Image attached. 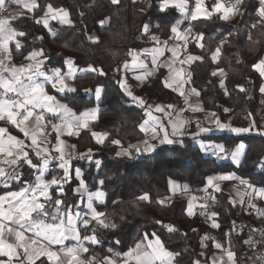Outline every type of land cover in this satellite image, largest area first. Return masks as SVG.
<instances>
[{"label": "trees", "instance_id": "obj_1", "mask_svg": "<svg viewBox=\"0 0 264 264\" xmlns=\"http://www.w3.org/2000/svg\"><path fill=\"white\" fill-rule=\"evenodd\" d=\"M37 2L41 5L38 10L12 21L15 29L26 33L19 38L25 46L13 52L14 60L28 51L39 50L43 52V59L47 57L45 69L63 70L68 64L66 61L80 67L91 65L94 72L75 78L74 93L58 96L73 110L91 104L93 100L87 95L97 86L103 89L98 101V119L92 129L106 131L107 138L97 143L90 132L82 131L73 143L78 152L86 153L91 149L92 159L77 157L74 165L82 169L83 179L90 191L100 189L106 194L105 202L95 207L107 213L117 227L98 230L100 243L95 246L88 244L86 257L95 255L103 258L111 254L109 249L123 254L142 242L146 233L150 236L155 233L167 250L179 253L174 258L176 264H192L194 259H199L201 264H211L209 256L214 247L204 216L196 212L188 216V201L184 197L163 204L159 201L169 194V180L179 182L182 189L188 185L187 192L200 193L208 176L222 172H232L240 179L264 187V171L257 169L264 158V137H244L225 132L209 136L228 149L240 141L244 142L247 145L246 155L239 166L205 156L189 134L178 138L182 143L157 144L152 153L137 156L132 150L133 158L117 156L121 148L127 149L144 139L140 128L144 120L143 108L129 100L119 82L125 73L124 65L130 59L129 53L154 44L153 36L161 42L170 40V29L179 22L182 29H191L188 52L202 57L200 61L189 64L187 70L191 84L199 91L203 107L220 118L230 116L233 124L250 116L258 123L262 107L259 93L262 78L253 65L264 59V27L250 30V25L258 19L259 0H244L240 6L243 15L238 14L226 22L219 19V14L182 21L183 16L178 9L169 7L162 11L159 6L161 0H119L117 5L111 0ZM48 3L53 8L67 10L72 23L63 25L55 21L48 28L36 23ZM213 3L214 0H207L209 8ZM145 24L149 25L147 32L144 31ZM92 30L96 34L94 41L88 38ZM200 33H203L200 41L202 48L197 47L193 39ZM229 33L232 35L229 36ZM225 38L227 43L221 45ZM218 46H221V55L214 62L211 54ZM216 69L225 70L223 79L212 75ZM163 74L164 70L158 69L138 88V94L152 100L168 101L172 95L163 85ZM221 81L224 87H221ZM237 85H242L244 91ZM114 140L120 143L114 144ZM96 160L102 162L99 168L96 167ZM101 180L102 185L98 183ZM145 193L149 199H139ZM212 195L216 201L209 200V208L211 212L218 213L216 221L220 225L215 238L229 244L236 253L237 264H243L244 258L252 254V249L243 243L247 240L245 229L248 224H256L250 220V215L231 201L228 194L221 191ZM68 197L75 199L74 196ZM238 224H242L239 231ZM165 225H172L176 230L169 232ZM202 251L205 255L199 256Z\"/></svg>", "mask_w": 264, "mask_h": 264}, {"label": "snow or ice", "instance_id": "obj_2", "mask_svg": "<svg viewBox=\"0 0 264 264\" xmlns=\"http://www.w3.org/2000/svg\"><path fill=\"white\" fill-rule=\"evenodd\" d=\"M9 3L21 6L29 13H33L41 7L37 0H0V9H5ZM111 3L117 5L119 0H111ZM243 3L244 0H214L209 10L204 0H195V7L191 9L189 0H161L159 6L162 11L174 7L179 10L185 19L190 21H195L201 17L210 18L213 14H219V19L226 22L238 14L243 15L240 12V6ZM259 4L258 19L250 25V30L264 27V0H259ZM45 8L44 16L37 19L36 23L42 21L44 26L47 27L49 17L53 20L59 19L62 24L72 23L67 10L53 8L51 3H48ZM20 15H23V13L0 15V122L16 128L25 138L20 139L16 135H12L8 127L0 126V186L7 188L13 182L22 185L17 191H9L5 195H0V264H173L174 258L179 253L167 250L155 233H152V239H148L146 233L144 236V240H147L146 244L137 243L135 248L129 249L123 254L113 253L109 249L111 254L103 258L95 255L89 256L87 259L83 258L84 254L89 252L85 242L91 245L100 243L97 235L98 230L115 229L117 227V224L108 217L107 213L97 210V207L94 206L93 200L103 203L106 194L100 189L90 191L79 168L75 169V177L79 183L74 192L79 193L81 197L86 195V211L81 210L79 204L69 205L65 200L54 197L50 189L55 191L57 195L63 196L66 194L64 184L72 179L70 163L73 152H66V149L71 148L74 150L76 146H69L62 139V136L65 134L69 137L79 136L81 130L89 128V121L96 118L97 109L86 110L77 115L67 104L57 101L54 95L49 94L46 85H50L58 93L73 92L75 89L66 81L71 79L76 71H95V69L90 65L88 69L82 70L69 66L66 73H63L60 68H53L49 71L44 67L47 57L39 59L43 56V52L36 50L28 52L25 57L27 61H30L29 63L17 66L13 63L9 42L14 41L17 50H22L25 46L19 38L24 37L26 33L18 31L12 26V21L17 20ZM100 23L103 24L104 21H100ZM148 30L149 25L145 24L144 31L147 32ZM170 31L173 34L170 39L175 41L171 47L168 46L167 41L161 42L158 37L153 36L152 39L156 41L157 46L145 49L144 53L146 56H151V64L154 69L159 67L168 69V80L170 82H166V87L184 96L185 104L188 105L189 110L193 112L203 111L199 104L189 103L188 95L185 94L184 89V85L189 81L185 80L184 70L180 67L188 61L202 59V57H194L191 54L187 55V60L180 58V53L187 51L188 33L191 29L181 31L179 22H177L176 25L171 27ZM231 35L229 33V36ZM193 39H195L197 47H203V44L200 43L203 39V33L198 34ZM161 43L163 46H160ZM224 43H227V38L221 41V45ZM253 43L255 42L253 41ZM165 51L170 52L171 57L162 63H158V58L163 57ZM132 54V52L129 53V55ZM220 55L221 46H218L212 52L211 59L215 62ZM137 60L138 56H134V67H147L143 60H140L138 64ZM66 63L70 64L71 62L66 61ZM124 67H128L127 63ZM253 68L261 78H264V59L254 64ZM149 75H151V72H145L143 76H137L136 79H143ZM212 75H216V72H213ZM119 83L133 101H138L140 104L144 103L128 90L124 80ZM220 84L221 87H224L223 81ZM236 87L244 91L242 85ZM102 90L101 86L95 88L97 99L101 97ZM259 91L264 94V84H261ZM189 94L199 96V92L195 88H192ZM168 108L175 111L171 105ZM155 111L164 114L167 124L161 117L153 115L152 111H148L146 114L149 119L140 125L141 130L147 132L148 128L146 126H149L152 140H158L160 144L182 143V140L178 141V138L184 135L186 125L191 123L190 120L181 118V114L185 109H180L176 113V119L172 118L171 112L166 111L159 105L156 106ZM210 116L211 119L208 120V124L214 125L215 130L229 131L237 135L252 132L264 135V129L257 128L255 122L249 127H233L230 124L221 122L215 113H211ZM149 121H151L150 125ZM49 126L51 132L48 131ZM169 128H171V132H169ZM197 129L198 132L193 134L194 139L197 138L199 133H208L214 130L212 126H203L199 121H197ZM52 133L55 134V144H52L51 140L48 139ZM91 135L97 143H102L106 134L93 131ZM26 141H30V143H26ZM113 143L119 144L120 141L114 140ZM156 147V143L146 139L143 141V148L139 145H130L129 148L117 152L116 155H126L133 158L132 150L139 156L152 153ZM201 147L204 148L205 145L201 143ZM212 149L213 154L217 157L225 154L223 158L230 157L231 161L239 166L242 157L246 155L247 145L240 142L233 149L227 150L222 144H214ZM91 152L92 150L88 149L86 153L78 154L79 158L84 159L87 157L91 160ZM50 161L58 162L57 168L62 170V176H54L51 180L46 179V175L51 169ZM101 163L100 160H96V167L99 168ZM259 166L264 167V159L261 160ZM24 167L34 170V177L26 178L23 172ZM233 179H235L234 174L228 173L210 176L207 178V183L214 192H221L220 184L215 183V181H230ZM98 183L102 185L103 181L101 180ZM240 184L245 186L248 191L238 193L239 202L244 204L247 197L250 208L257 210L264 216V210L259 209L258 205L253 202L254 200L264 201V187H256L246 180H240ZM180 187L177 182L169 180L170 191L175 192ZM183 188L187 191L188 185H184ZM139 199L148 200L149 196L145 193ZM209 200L215 203L216 197L210 193L204 198L205 202L199 205L200 214L212 221L211 226L213 228H219L220 225L216 221L218 213L215 211L208 212ZM164 202V199L159 201L161 204ZM186 211L188 216L194 215V204L192 202H189ZM156 223L162 222L156 221ZM164 227L169 232L176 230L172 225H165ZM81 230L90 231L91 234L81 236ZM232 230L234 231L235 228L233 227ZM228 234L225 233V235ZM67 241L73 242L71 246L66 244ZM201 243L203 247V238ZM243 243L250 249L259 252L261 248H264V232L261 233L260 240H255L250 235ZM55 246H59L58 250ZM214 247L221 250V255L214 254L210 257L211 264H237V256L231 246L224 248L221 243L214 242ZM198 255L204 256L205 252L202 251ZM255 261L264 264V253L256 255L253 264H255ZM192 264H201V262L199 259H194Z\"/></svg>", "mask_w": 264, "mask_h": 264}, {"label": "crops", "instance_id": "obj_3", "mask_svg": "<svg viewBox=\"0 0 264 264\" xmlns=\"http://www.w3.org/2000/svg\"><path fill=\"white\" fill-rule=\"evenodd\" d=\"M204 2H205V5L208 7L207 0H204ZM189 5H190V9L192 7H195V0H189ZM45 11H46V8L44 7V9L41 12V15L38 17V19H41L44 16V12ZM9 13H12V14L23 13V15H20L19 17L25 16V15H31L32 14V13L27 12V10L24 9L23 7L16 6V5H12L11 6V9L7 13H4L2 15H8ZM189 15H190V12H189ZM201 18H203V17H201ZM186 20H188V19H185L184 17H182V21H186ZM55 21L58 22L59 24H62L59 21V19L53 20V19H51L49 17L48 18V26L46 28L50 27V25L52 24V22H55ZM41 24L44 26V24H43L42 21H41ZM63 25H68V24H63ZM179 28H180L181 31L186 30V28L182 29L180 27V24H179ZM188 35H189V33H188ZM172 36H173V34H172ZM88 38L90 40H92V41H94L96 39V34H95V32L93 30L88 33ZM166 41L168 42V46L169 47H171L172 44L175 43V41L172 40V39L166 40ZM162 42H164V41H162ZM154 46H157L156 45V42L154 44L150 45V46L132 50L131 52L132 53L135 52V56H138L137 64L139 63L140 60H143L144 63L147 65V67L146 68L134 67L133 66V60H132L133 54H132V55H130V59L126 62L127 65H128V67L127 68L124 67V72L125 73H124L123 78H122V80H124V82H125L128 90H130L134 96L139 97L140 100H142L144 102L143 104H140L138 101H133L131 99V97H129L126 94L125 90L122 88L123 92L125 93V95L129 98V100L131 102H133V103H135V104H137V105H139V106H141L143 108V111H144V120H143V122L145 120H148L149 119V117L147 116L146 113L148 111H152L153 115H156L158 117H161L164 120L165 124H167V119L164 117V114L155 111V108H156L157 105L161 106L166 111L171 112L173 119H176V113L179 112L180 109H185V111L181 114V118H183L185 120H190L191 123L188 124V125H186V127L184 129V135L189 134L190 137H193V134L198 132V129H197V121H199L203 126H212L214 128L213 131L208 132V133H199V135L197 136V138L194 139L195 144L201 149L202 153L205 156L215 158L218 161L231 162L233 165H235L231 161L230 157L229 158H223L225 154H221V157H217L215 154H213L212 145H214V144H222L223 145V143L222 142H219V141H215L214 139L209 138V136H211L213 134H218V133H223V132H225V133H231V132H229V131H219V130H215V126L214 125H209L208 124V120L211 119L210 114L211 113H214V112H212L210 110H207V109H205L203 107V105L201 103V100H200V94H199V96H196L195 94H189L190 93V90L192 88H195V87L191 84V81H190V73L187 70V66L189 64L193 63L194 61H200L201 59L188 61V62L184 63L183 65H180V67H182L183 70H184V73H185V77L184 78H185V80H188L189 81L188 83H186L184 85L185 94L188 95L189 103H191L193 105L199 104L203 108V111L193 112V111L189 110L188 105L185 104L184 96H181L179 92L173 91L171 88L166 87V82H170L168 80V76H169L168 69L165 68V67H159V68L154 69L153 66H152V64H151V56H146L145 55L144 50L145 49H151ZM160 46H163V44L161 43ZM9 48H10V50L12 52L13 63H15L17 66H19L21 64H26V63H29L30 62V61H27L25 59V57L27 56L28 52H30V51H28L25 54H23L19 59L14 60V53L13 52L14 51H18L17 49H15V42L14 41L9 42ZM188 54H191L194 57H200L198 54H193V53L188 52V49H187L186 52L182 51L180 53V58L181 59H184V60H187V55ZM170 57H171V53L168 52V51H165V55L163 57H159L158 58V63H162L163 61L168 60ZM39 59H43V56L39 57ZM69 66H71V67H73L74 69H77V70L88 69V67H89V66L80 67V66L74 65L73 63H70V64L68 63L65 66V68L63 70H61V71L63 73H66L68 71ZM160 68L164 70V74H163L162 81H163L164 87L167 90L170 91V93L172 95L171 98L168 101H162V100H152V99H148L146 96L139 95L138 94V91H137L138 88L141 85H143L144 83H146L149 80V78H151L152 76H154V74L156 73V71L158 69H160ZM51 69H53V68L46 69V70H49L50 71ZM89 72H94V71H76L75 74H74V76L71 79H68L66 81V83H68L71 87H73L74 89H76V85H75V82H74L75 78L77 76H80V75H83V74L89 73ZM145 72H151V75H149V76H147L146 78H143V79H139V80L136 79L137 76H143V74ZM214 72H216V76L219 77L220 79H223L225 77V75H226V72L223 69H216ZM261 84H264V78H262ZM261 84H260V86H261ZM259 89H260V87H259ZM46 90L49 92V94L54 95L56 97L57 101H59L61 103H65V102L62 101L58 97L59 95L70 94V93H74L75 92V91H73V92L58 93L54 89H52L50 85H46ZM259 93H260V91H259ZM87 96H88V98L92 99L93 102L91 104H88V105L80 108L79 110H73V111L77 115H79L81 112H84L86 110H90V109H93V108H96L97 109V112L95 113L96 118L94 120H90L89 121V128L88 129L81 130V132L82 131H88L91 134L93 132L92 126H93V124L98 119V115H99V111H100V106L98 104L99 99H97L96 96H95V90L93 92H89ZM260 103H261V106L262 107H260V110H259V114H260L261 117H260L258 123H256V121L253 119L252 116H250L249 118H247V117L242 118L237 124H233L232 123L230 116H225L223 118H220V117H218L216 115V117L219 118V120L221 122L230 124L233 127H249L253 122H255L257 128L264 129V94H261V93H260ZM169 105L173 106V109L175 111H173L172 109H169L168 108ZM53 122H56V121H53ZM150 124H151V121H149V125ZM0 126H6V127H8L9 128V132L12 135H16L20 139H25L24 136H23V134L20 133L16 128H14V127H12L10 125H4L3 122H0ZM146 128H148V131L147 132L142 131L144 133V139L141 140V141H139V142H136V143H134L132 145H139L141 148H143V141L146 140V139H148L151 142L156 143L158 145L160 144L158 140H152V133H151L150 127L149 126H146ZM48 131L49 132L52 131L51 128H50V126L48 128ZM95 132L106 134L104 136V139H103V141H105V139L107 138V135H108V133L106 131H95ZM169 132H171V128H169ZM232 134L233 135H237V134H234V133H232ZM249 135H259V134H257L256 132H252L250 134H240L238 136H244V137H246V136H249ZM259 136L264 137V135H259ZM76 138H78V136H71V137H69L66 134L62 136V139H64L69 146L74 145L73 139H76ZM48 139L51 140L52 144H55V134L54 133H52V135ZM94 141H96V139H94ZM240 142H242V141H240ZM240 142H238V143H240ZM26 143H30V141H26ZM201 143H203L205 145L204 148L201 147ZM233 148L228 149V148L225 147V149H227V150H231ZM69 151L73 152V157H72V160H71V163H70V171L72 173V179L69 182H67V183L64 184V189H65V193L66 194L63 195V196H59V195H57V193L55 191H52V189H50V192H51V194L54 197L61 198V199L65 200L66 203L69 204V205L79 204L80 205V209L86 211V203H87V197H86V195L84 197H81V195L79 193L74 192V190L77 188L78 183H79L78 179L75 177V169H77V168L81 169L77 165H74V161L77 159V157H79L78 154L83 153V152H78L76 150V148L74 150H72L71 148L66 149V152H69ZM57 163L58 162H56V161H50L51 169H50V172L46 175V179L51 180L54 176H62L63 175L62 170H59L57 168ZM81 171H82V169H81ZM23 172H24V175H25L26 178H32L35 175L34 170H29L27 167H24L23 168ZM228 173H232V172L216 173V174H211L210 176H219V175L228 174ZM82 174H83V171H82ZM232 174H234V173H232ZM210 176H208V177H210ZM234 176H235V179H233V180H230V181H219L218 180V181H215V183H219L220 184V187L222 189V192L228 194L229 197H231V201L232 202L235 201L234 204L237 205V207L240 210L245 211L248 215H250V220H253L256 225L263 224L264 223V216H262L261 214H259V212L257 210L250 208L249 204L247 203V197L245 198V203L244 204H241L239 202V195H238V193H244L245 191H248V189H246L245 186H243V185L240 184V180H244V179H240L235 174H234ZM207 178H206V181H205L204 185L202 186V188H203L202 191H207L206 192V196H208L210 193L211 194L214 193V190L211 187L208 186ZM177 183L181 187L177 191L173 192V191H170V189H169V181H168L169 194L166 195V196H164V197H162L161 199H164L166 202H168L169 199L172 198V197H173L172 199L177 198L176 195H179L181 193V191L184 190V189H182V185L179 182H177ZM253 185L256 186V187H262V186L255 185V184H253ZM21 186L22 185L19 184V183H17V182H13L12 185L9 186V187H7V188H5L3 186H0V195H5L9 191H17V190H19V188ZM53 188H55V186H53ZM68 192H69V194H68ZM68 196H71V197L74 196L75 199H71ZM105 198H106V195H105ZM105 198H104L103 203L105 202ZM42 202H43V199H42ZM189 202H192L194 204V213L195 212L196 213H200V211H201V209L199 208L200 203L196 206V204H195L194 200H192V198H189L187 204H189ZM253 202H255L258 205V208L259 209L264 210V201H262V200H254ZM93 203H94V206L103 204V203H100V202L95 201V199L93 200ZM205 220L209 224V230L211 232V230L213 228L211 226L212 221L209 220V219L208 220L205 219ZM78 227H79V225H78ZM213 229H214L213 232H215L216 228H213ZM210 232H208V233H210ZM85 234H91V233H90V231L85 232V231L81 230V236H83ZM210 237H212L213 247H214V242H218L219 243L220 240L218 241V239L215 238L212 234L210 235ZM152 238H153L152 236L148 235V239H152ZM72 243H73L72 241H67L66 242V244L68 246H71ZM140 243L146 244L147 243V240H144V238H143V241L140 242ZM88 244H89L88 242H85V246H87ZM221 244H222V242H221ZM92 246H95V245H92ZM55 247H56V250H58L59 246H55ZM130 249H132V248H130ZM214 254L217 255V256L221 255V250L220 249H216L214 247L212 253L209 256V258L212 257ZM83 258L84 259H87L88 257H86V254H84V257ZM249 258H251V259H249ZM254 259H255V257H253L252 255H249V256H247V257L244 258V260L242 261V263L243 264H253V260ZM225 262H226V257H225ZM210 263H211V260H210ZM173 264H176V263L173 261Z\"/></svg>", "mask_w": 264, "mask_h": 264}, {"label": "rangeland", "instance_id": "obj_4", "mask_svg": "<svg viewBox=\"0 0 264 264\" xmlns=\"http://www.w3.org/2000/svg\"><path fill=\"white\" fill-rule=\"evenodd\" d=\"M161 3V2H160ZM193 5V4H192ZM211 8H209V10H210ZM230 20H233V18H231ZM229 20V21H230ZM134 56H135V52H133V58H134ZM133 58H132V60H133ZM123 149L121 148L120 150H119V152L120 151H122ZM264 159V158H263ZM261 163V162H260ZM260 163L257 165V169L259 170H263L264 171V167H260L259 165H260ZM204 192H207V191H204ZM192 193V192H191ZM176 197L177 198H182V197H184V198H186L187 199V201L189 200V198H192V200H193V198H195L194 199V202H195V204H196V206L199 204V198L197 197V196H193L192 194H189V192H187V191H184V190H182L181 191V193L179 194V195H176ZM206 196L204 195L203 196V200H204V198H205ZM173 198V197H172ZM172 198H170V199H172ZM169 199V200H170ZM205 201H203V202H201V203H204ZM200 203V204H201ZM208 212L210 213L211 212V210H210V208H208ZM259 214H260V212H259ZM204 219H206V217L204 216ZM208 220V219H207ZM240 223H241V221H240ZM248 226H251L250 224H248L247 225V227ZM257 227H264V223L263 224H258V225H256ZM241 227H242V224H238L237 225V228H238V231L241 229ZM209 230V229H208ZM216 230H217V228H216ZM216 230H215V232H216ZM214 231V229L212 228V230H211V232H210V230L208 231V232H210V233H208V235L210 234H212L214 237H215V232H213ZM219 241V240H218ZM219 243H221L220 241H219ZM222 246L224 247V248H228L229 247V244H227V243H225V244H223L222 243ZM259 253H264V248H261L260 250H259V252H256V251H254L253 249H252V256L253 257H255L256 255H259ZM255 260V259H254ZM253 260V261H254ZM257 262V263H256ZM255 264H260V262L259 261H255Z\"/></svg>", "mask_w": 264, "mask_h": 264}, {"label": "built area", "instance_id": "obj_5", "mask_svg": "<svg viewBox=\"0 0 264 264\" xmlns=\"http://www.w3.org/2000/svg\"><path fill=\"white\" fill-rule=\"evenodd\" d=\"M11 4L9 3L8 6L5 9H0V15L7 13L11 9ZM189 194H192L193 196H197L199 198V203L203 202V196H206V192L202 191L200 193L197 192H189ZM246 231V237L249 238L250 235L253 236L255 240L261 239V233L264 232V227H257V226H248L245 229ZM255 251V250H254Z\"/></svg>", "mask_w": 264, "mask_h": 264}]
</instances>
